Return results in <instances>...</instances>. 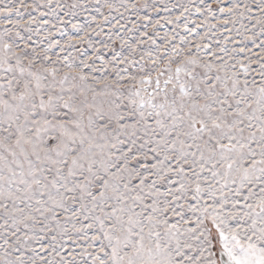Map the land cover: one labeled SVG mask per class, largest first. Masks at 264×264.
<instances>
[{
    "label": "snow or ice",
    "instance_id": "obj_1",
    "mask_svg": "<svg viewBox=\"0 0 264 264\" xmlns=\"http://www.w3.org/2000/svg\"><path fill=\"white\" fill-rule=\"evenodd\" d=\"M0 264H264V0H0Z\"/></svg>",
    "mask_w": 264,
    "mask_h": 264
}]
</instances>
